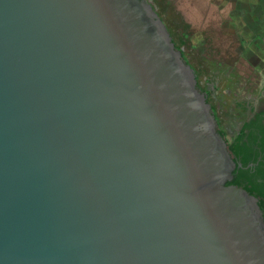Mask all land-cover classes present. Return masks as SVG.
<instances>
[{
    "label": "water",
    "instance_id": "water-1",
    "mask_svg": "<svg viewBox=\"0 0 264 264\" xmlns=\"http://www.w3.org/2000/svg\"><path fill=\"white\" fill-rule=\"evenodd\" d=\"M236 166L152 0H0V264H264Z\"/></svg>",
    "mask_w": 264,
    "mask_h": 264
},
{
    "label": "rangeland",
    "instance_id": "rangeland-1",
    "mask_svg": "<svg viewBox=\"0 0 264 264\" xmlns=\"http://www.w3.org/2000/svg\"><path fill=\"white\" fill-rule=\"evenodd\" d=\"M152 1L227 124L231 99H264V0Z\"/></svg>",
    "mask_w": 264,
    "mask_h": 264
},
{
    "label": "flooded vegetation",
    "instance_id": "flooded-vegetation-1",
    "mask_svg": "<svg viewBox=\"0 0 264 264\" xmlns=\"http://www.w3.org/2000/svg\"><path fill=\"white\" fill-rule=\"evenodd\" d=\"M181 51L187 53L183 46ZM195 70L199 88L209 99L212 96L201 83L198 70ZM231 102L238 113L232 125L224 121L221 111L217 108L219 118L223 121L220 131L225 133L230 142L237 163L234 178L230 182L239 180V187L255 195L260 202L264 200V99L252 101L239 98L235 101L231 99Z\"/></svg>",
    "mask_w": 264,
    "mask_h": 264
},
{
    "label": "trees",
    "instance_id": "trees-1",
    "mask_svg": "<svg viewBox=\"0 0 264 264\" xmlns=\"http://www.w3.org/2000/svg\"><path fill=\"white\" fill-rule=\"evenodd\" d=\"M160 13V12H159ZM161 14V13H160ZM161 16H162V14H161ZM167 24V23H166ZM169 27V26H168ZM169 29H170V31H171V33L173 34V36H174V40H175V42H176V46H177V49L178 50H181V43L179 44L177 41H176V38H175V32L173 31V29L172 28H170L169 27ZM186 55H187V53L185 52V53H183V57H184V59H185V57H186ZM186 60V59H185ZM192 66H194V65H192ZM208 102L212 105V108H213V111H214V113H215V115H216V118H217V121H218V130L220 131V128L223 126V121L219 118V114H218V111H217V104H216V102L214 101V98H212V97H210L209 99H208ZM221 132V131H220ZM221 134L224 136V138L226 139V137H225V133L224 132H221ZM226 141H227V144H228V149H229V151H230V153H231V155L233 156V158H234V160H235V157H234V154H233V151H232V148H231V145H230V142L226 139ZM229 184H234V185H237V186H240V182H239V180H235V181H233V182H229ZM260 205H261V207H262V209H263V211H264V200L263 201H260Z\"/></svg>",
    "mask_w": 264,
    "mask_h": 264
},
{
    "label": "bare ground",
    "instance_id": "bare-ground-1",
    "mask_svg": "<svg viewBox=\"0 0 264 264\" xmlns=\"http://www.w3.org/2000/svg\"><path fill=\"white\" fill-rule=\"evenodd\" d=\"M191 1H192V0H191ZM193 1H195V0H193ZM210 4H212V3L210 2ZM217 4H218V3H217ZM194 6H196V3H195V4L193 3L192 7H194ZM196 7H197V6H196Z\"/></svg>",
    "mask_w": 264,
    "mask_h": 264
}]
</instances>
